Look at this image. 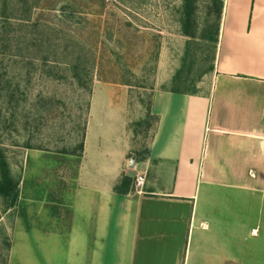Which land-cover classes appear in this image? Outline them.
<instances>
[{"label":"crops","instance_id":"0c3cea01","mask_svg":"<svg viewBox=\"0 0 264 264\" xmlns=\"http://www.w3.org/2000/svg\"><path fill=\"white\" fill-rule=\"evenodd\" d=\"M222 2L207 93L166 92L144 155L118 86L93 91L75 186L47 234L66 237L65 264H264L252 224L264 221V0Z\"/></svg>","mask_w":264,"mask_h":264},{"label":"rangeland","instance_id":"374dc122","mask_svg":"<svg viewBox=\"0 0 264 264\" xmlns=\"http://www.w3.org/2000/svg\"><path fill=\"white\" fill-rule=\"evenodd\" d=\"M182 9L183 0H0V152L18 183L13 204L0 197V264H65L66 237L47 234L75 186L93 91L118 86L130 102L137 158L166 92L207 93L216 7L196 0L193 39ZM252 224L264 238V221Z\"/></svg>","mask_w":264,"mask_h":264},{"label":"trees","instance_id":"16d2710c","mask_svg":"<svg viewBox=\"0 0 264 264\" xmlns=\"http://www.w3.org/2000/svg\"><path fill=\"white\" fill-rule=\"evenodd\" d=\"M212 3L216 7V14L214 18V35L210 38V42L216 46L218 42V34H219V27L221 22V15H222V7H223V0H211ZM195 4L196 0H183V9H182V18H181V27L182 32L189 38H194V23H193V15L195 11ZM192 31V32H191ZM213 70V66L211 71ZM83 147V144H82ZM0 197L4 198L5 200L11 199V204L17 198V189L18 183L15 182L9 173L8 167L6 162L2 159V155L0 152ZM131 184V180L124 178L120 186L116 188L117 193L123 194L126 193L128 187Z\"/></svg>","mask_w":264,"mask_h":264},{"label":"built area","instance_id":"2783aa9c","mask_svg":"<svg viewBox=\"0 0 264 264\" xmlns=\"http://www.w3.org/2000/svg\"><path fill=\"white\" fill-rule=\"evenodd\" d=\"M144 185H145L144 176H137L134 180V185H133L134 192L142 194Z\"/></svg>","mask_w":264,"mask_h":264}]
</instances>
